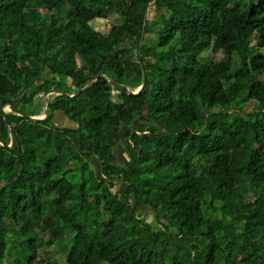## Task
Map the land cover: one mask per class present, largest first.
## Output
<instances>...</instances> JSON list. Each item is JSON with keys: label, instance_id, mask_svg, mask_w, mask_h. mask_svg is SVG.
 I'll return each instance as SVG.
<instances>
[{"label": "trees", "instance_id": "16d2710c", "mask_svg": "<svg viewBox=\"0 0 264 264\" xmlns=\"http://www.w3.org/2000/svg\"><path fill=\"white\" fill-rule=\"evenodd\" d=\"M263 49L264 0H0V264H264Z\"/></svg>", "mask_w": 264, "mask_h": 264}, {"label": "rangeland", "instance_id": "374dc122", "mask_svg": "<svg viewBox=\"0 0 264 264\" xmlns=\"http://www.w3.org/2000/svg\"><path fill=\"white\" fill-rule=\"evenodd\" d=\"M238 2L242 5L243 9L245 10H249V4H250V0H238ZM148 20L150 22V25H155L159 23L158 20V16L156 14V12L154 10H150L149 14H148ZM92 26L94 27V29L98 30V31H102V32H106L108 30L111 29V22H109L106 19H97L95 21H93ZM148 39V46L152 43L154 36L153 35H148L147 36ZM254 45H256V43L254 42ZM264 53V49L262 50ZM226 57V53L225 51H220L217 54H213L212 52H209L208 55L206 56V61H218L221 62L225 59ZM236 61L239 62V58H236ZM256 106L254 104H249L246 108H245V113L244 115L246 116H250L254 110H255ZM31 111V110H29ZM233 113H235L233 111ZM55 122L59 125V126H69L70 123L66 120V118L61 115V114H57L55 116ZM123 133V140L121 142V144L119 145V147L116 149V155L118 158V165L122 168H124L129 162H131L132 160V156L130 154V150H129V141L126 138L127 135V131L126 130H122ZM91 164L94 165V167L96 168L97 172L99 175H101V168L99 167V164L97 161H92ZM115 193L117 194H123L125 192V187L123 186V184L119 181L116 180L115 181ZM136 210L138 211L139 215H143L146 217V219L152 223L154 226L156 225V221L154 220L153 216L151 213H149L146 209H144L143 207L140 206H135ZM206 212L211 216L212 215V210H210V208L208 206H206ZM244 224L240 227V229H244ZM74 234H70V236L68 237L67 241L65 242V244L63 245H59L56 246L55 248L51 249V250H44L43 251V255L46 259H51L52 261H56L58 264H68L67 261V249L65 248L67 245H69L71 243V240L73 239Z\"/></svg>", "mask_w": 264, "mask_h": 264}, {"label": "water", "instance_id": "95a60500", "mask_svg": "<svg viewBox=\"0 0 264 264\" xmlns=\"http://www.w3.org/2000/svg\"><path fill=\"white\" fill-rule=\"evenodd\" d=\"M144 83H145V78L143 79V85L140 87V89H139L138 91L134 92V94H138V93L141 92V90H142L143 87H144ZM53 94H55V93H50V94H48V95L45 97V100H44V114H43V116H42L41 118H39L38 120H36V122L44 121V120L47 119V101H48V98H49L51 95H53ZM6 110H7L8 112H15L11 107H8ZM26 117H28V116H26ZM6 126H7V128L9 129V126L7 125V123H6ZM0 144L3 145V143H0ZM12 146H14V140H13V139H12V145L10 146V148H11Z\"/></svg>", "mask_w": 264, "mask_h": 264}]
</instances>
